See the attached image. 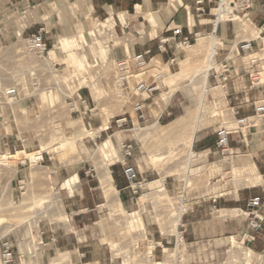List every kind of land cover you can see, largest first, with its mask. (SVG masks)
<instances>
[{
    "label": "rangeland",
    "instance_id": "rangeland-1",
    "mask_svg": "<svg viewBox=\"0 0 264 264\" xmlns=\"http://www.w3.org/2000/svg\"><path fill=\"white\" fill-rule=\"evenodd\" d=\"M145 1L0 0V264L4 244L7 264L264 259V230L244 244L239 210L264 194V113L235 123L264 105V0H205L203 12L195 0L175 8V0H150L158 32L186 13L213 25L195 27L197 41L162 62L139 65L131 54L119 65L120 40L151 32L134 7ZM229 1L236 16L215 31L217 7ZM39 30L41 44L29 40ZM247 40L252 48L241 51ZM224 128L222 154L215 142ZM127 164L142 182L136 193L126 188ZM228 171L237 192L227 188ZM229 236L236 244H218Z\"/></svg>",
    "mask_w": 264,
    "mask_h": 264
},
{
    "label": "built area",
    "instance_id": "built-area-1",
    "mask_svg": "<svg viewBox=\"0 0 264 264\" xmlns=\"http://www.w3.org/2000/svg\"><path fill=\"white\" fill-rule=\"evenodd\" d=\"M196 6L195 9L196 11H201L203 12L204 6H203V0H195ZM181 32L180 28H177L175 30V34H179ZM199 37V32H196L192 37H183L181 40H178L176 42V46H181V45H190L192 39L197 41ZM175 37H173L174 39ZM29 40H31L34 43H42L43 40V35H42V30L37 31L36 33H31ZM166 42H162L161 49L166 50L165 47ZM45 44V43H44ZM252 48V40H247L240 44V50L241 51H246L248 49ZM236 50L239 53V48L236 46ZM134 60L137 62V64L140 65V63H146V56L143 53L139 54H133L132 55ZM151 58H149L150 61ZM122 60V61H121ZM125 59H120L118 60L120 62L119 65L124 64ZM122 63V64H121ZM139 87L142 90H145V85L141 82L138 84ZM140 105H136V109H139ZM255 111L258 114L264 113V105H255ZM245 117H240L237 120H241L238 123L243 124L245 122L244 119ZM125 120V118H122L120 120H117V122H121L122 120ZM218 138L215 142L216 148L222 153H228L229 151V134L228 130L226 128L220 129L218 132ZM123 174L125 175L127 181H128V188L132 193H136L137 190L141 188V183L142 182H137L138 179V174L136 171V168L132 164H127L123 168ZM239 210L241 214L245 215V218L247 220V225H246V230L244 234V244L245 242L251 241L254 237L255 234H258L264 230V194H254L251 195L247 198V201L243 207H239ZM263 255H264V250H263ZM1 257L4 259V264H7V262L11 261L12 259V252L9 250V246L7 244H4V249L2 251ZM264 264V263H263Z\"/></svg>",
    "mask_w": 264,
    "mask_h": 264
},
{
    "label": "crops",
    "instance_id": "crops-1",
    "mask_svg": "<svg viewBox=\"0 0 264 264\" xmlns=\"http://www.w3.org/2000/svg\"><path fill=\"white\" fill-rule=\"evenodd\" d=\"M130 1L136 2L137 0H130ZM203 1H205V0H203ZM248 1H250V0H248ZM136 4L137 3L134 4V7H135ZM170 5L173 8H175L174 5H172V2H171ZM184 6L188 7L187 4H184ZM203 6H204V9L207 8V4L206 5L203 4ZM110 13L111 12H109V15H110ZM191 16L192 15H189L188 13H186L185 18H184L185 19L184 23H182L180 21L179 22L176 21L175 18L171 22H169L167 24L163 23V26L159 28V32L157 30V28L159 27L158 24H157L155 26V28H154L155 33L152 32L153 31V27H152L150 21L147 19L148 22L150 23V27H151V32L147 33V37L148 38H146V36L144 34V30H143L142 35L139 37L141 40L138 39V41H136V42H130L128 40V38L121 39L119 47L117 49L114 48L113 51H112V54H113L114 58H116V59H124V58H126L127 56H129L131 54L133 55V54H139V53H143L147 58H151L150 60H152L155 57H158L159 60L161 61L163 59L164 54L168 55V57L170 58L171 57L170 55L174 54L173 53V49L176 47V41L177 40H181L185 36L192 37L191 34L194 32V28L195 27H197V26L203 27V25L207 26L209 23H212L208 19H202V20H199V21L195 22L193 20L194 17H191ZM107 17L104 20H106ZM263 17H264V15H263ZM104 20H102V21H100L98 23L99 27L107 26V23H109V22H105ZM117 21H118V24L116 22H115V24L119 25L120 27H122L124 22H122V20L118 16H117ZM203 21H206V22H203ZM212 25H213V23H212ZM177 28L181 29V32L179 34H175L174 33ZM257 29H258V31H257L258 33L262 32L264 30V19H263L261 27H257ZM140 31H142V30H140ZM91 33L93 35H95V30H93V31L91 30ZM173 37H175V38L173 39ZM162 42H166L165 43L166 50H162L161 49L162 48L161 47ZM101 50H102V52H105L104 48L101 49ZM255 105H258V104L256 102L254 103V107H253V111L254 112H256L255 111ZM238 107L239 108H237V113L240 110L241 111L245 110V108H240V106H238ZM257 115H261V114H258V113L250 114L249 112H246V113L244 112V113L240 114V116H242V117H245V118H249L250 117L251 119L255 118ZM124 178H125V180L127 182L126 188L128 189V191H130V189L128 188V181H127L125 175H124Z\"/></svg>",
    "mask_w": 264,
    "mask_h": 264
},
{
    "label": "bare ground",
    "instance_id": "bare-ground-1",
    "mask_svg": "<svg viewBox=\"0 0 264 264\" xmlns=\"http://www.w3.org/2000/svg\"><path fill=\"white\" fill-rule=\"evenodd\" d=\"M178 2H179V0H175V2H174V7H176V5L178 4ZM144 5H145V7H144ZM144 5H142V4H136L135 5V8L137 9V10H140V11H142L144 14H145V16L149 19V21H150V23L152 24V27H153V33H155V30H154V28H155V26L157 25V20H156V18H155V16H154V12L153 11H151V2L149 1V0H146L145 1V3H144ZM151 8V9H150ZM236 8V4H234L233 3V1H229V3L228 4H223V3H220V5H219V7H217V16H216V18H215V20H214V27H215V31H216V29H217V27H218V24H219V20H224V18L225 17H227V15H228V17H233V16H236V14L233 12V10ZM231 13V14H230ZM230 14V15H229ZM156 15V14H155ZM158 17V16H157ZM160 23V22H159ZM263 46L262 47H264V37H263ZM140 64H143V63H140ZM159 75V74H158ZM158 77H160V75L158 76ZM137 87V86H136ZM137 89H139V92H143V90L140 88V87H137ZM138 92V91H137ZM144 93V92H143ZM43 94H45L46 96H47V94H46V92H43ZM44 95V96H45ZM249 118H244V119H242V120H248ZM239 121H241V120H237V122H235L236 124H238V125H241V124H239L238 122ZM88 132V131H87ZM89 133V132H88ZM84 134V133H83ZM85 134H87V133H85ZM109 144H111V141H110V139H107L106 141H105V143H104V146H109ZM39 156H27V158H29L32 162H34V160L35 159H37ZM236 158L237 157H239L238 155H236L235 156ZM235 157H233V155L231 156V160H238V159H234ZM230 168V167H229ZM226 175H227V177H229L227 180H226V184H227V188H228V190L229 191H236L237 192V188H238V182L240 181L239 179H235V177H233V176H235V174L236 173H234V172H232V171H228V172H226L225 173ZM224 176V175H223ZM222 177V176H221ZM243 181H247V179H246V177H244V179H243ZM105 182H106V180H105ZM234 209V208H233ZM236 209V208H235ZM238 210V209H237ZM134 213L135 212H133V213H128V215H129V217H131L132 219H133V221H136V217L134 216ZM135 218V219H134ZM166 229V228H165ZM225 243H229V244H233V243H235V238H234V236L232 237H226L224 240H221V241H219L218 242V244H225ZM236 244V243H235ZM217 245V244H216ZM240 248V247H239ZM246 248V247H245ZM248 251V250H247ZM244 252V251H243ZM249 253V252H248ZM245 256V255H244ZM248 256V255H247ZM239 258V257H238ZM247 258H249V256L247 257ZM259 263L258 264H263V262H264V259L262 258V256H259ZM157 264H161V263H157ZM232 264H238L237 263V260L236 259H234L233 260V263ZM240 264H242V262L240 263Z\"/></svg>",
    "mask_w": 264,
    "mask_h": 264
}]
</instances>
